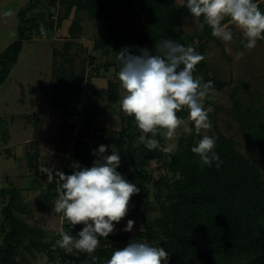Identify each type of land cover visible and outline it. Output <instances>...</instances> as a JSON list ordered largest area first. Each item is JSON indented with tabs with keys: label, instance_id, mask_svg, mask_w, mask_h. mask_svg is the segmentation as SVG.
Instances as JSON below:
<instances>
[{
	"label": "trees",
	"instance_id": "obj_1",
	"mask_svg": "<svg viewBox=\"0 0 264 264\" xmlns=\"http://www.w3.org/2000/svg\"><path fill=\"white\" fill-rule=\"evenodd\" d=\"M43 2L49 8L55 5L56 0ZM133 2L134 0L59 1L64 11L57 18L55 29H60L71 13L74 16L85 13L95 22L93 51L115 47L130 37L138 48H147L149 51L155 50V44L164 39H173L191 47L196 40L199 48L195 50L204 55L206 42L215 40L211 28L204 23L202 17L198 18L202 26L201 32L187 35L181 23L191 15L186 7H177L174 0H140L138 16L134 13ZM184 2L182 0V4ZM39 3L40 0H32L26 8L17 12L16 40L0 54V85L16 64L22 44L36 38L35 36L44 37L40 32L41 24L46 34L53 28L47 22L48 16L38 10ZM258 6L262 11V6ZM80 28L75 20L71 21L67 31L68 42L60 50L64 65L54 76L59 84L50 95L52 110L65 108L70 103L68 98L61 97L60 91L76 95L79 93L73 85L67 86L76 78L70 50ZM52 53L54 60L60 56L59 50L55 49ZM90 60L93 62L94 58L91 57ZM207 73L208 66L202 61L196 66L193 75L205 76ZM207 81L214 83V93L223 88L214 78L203 80ZM93 94L105 97L109 105L115 104L118 98L117 87L110 82L105 90H97ZM72 113L73 111L69 115ZM240 118L245 122L241 125L246 134V157L235 150L231 138L219 134L215 151L223 163L219 168L215 162L211 167L203 164L200 157L191 151L200 140L195 137L191 125L193 132L187 135L185 144L164 163L170 173L179 175L172 181L166 178L154 180L148 175V164L160 161L161 155L158 149L149 150L143 144L134 147V140L138 139L140 132L134 125V118L129 116L125 117V126L117 132L97 131L87 118L85 129L79 134L70 160L72 164L79 162L82 167H91L98 158L93 155V150H98L102 144L106 145L107 155H111L112 150L119 153L121 168H132L127 176L131 183L140 188V192L131 197V208L147 200L149 186L155 190L158 216L152 226L137 234V238L146 239L148 243L157 241L170 254L168 264H264V127H260V122L248 123L242 116ZM63 125L58 127V134ZM0 127H3V137H7L6 126L2 121ZM156 138L160 141L159 135ZM72 164L63 173L72 174ZM28 166H31L30 161ZM53 189L41 195L42 206L46 208L50 201L49 210L53 207L52 201L58 198L55 183ZM0 197L7 198L1 209L0 264H31L29 259L34 260L36 254H44L51 264H91L90 258L84 253L69 254L58 245L54 246V242L60 238L58 234L51 242H46V232L42 228L29 225L20 218L29 208L18 190L1 191ZM62 223L61 227L71 235L83 228V225L72 228L64 219ZM102 242L103 238L101 247L93 254L98 257L96 264H104L114 251L102 247Z\"/></svg>",
	"mask_w": 264,
	"mask_h": 264
},
{
	"label": "rangeland",
	"instance_id": "obj_2",
	"mask_svg": "<svg viewBox=\"0 0 264 264\" xmlns=\"http://www.w3.org/2000/svg\"><path fill=\"white\" fill-rule=\"evenodd\" d=\"M59 1L66 0H56L55 5L48 8L44 5L43 0H40L38 10L48 16L47 22L53 25V28L46 34V37L35 36L36 38L22 44L16 64L5 82L0 85V121L4 123L7 131V137L4 138L3 127H0V192L10 189L19 191L21 198L29 208L24 215H20V218L29 225L42 228L46 232V238H44L46 242L55 239L63 224V217L62 214H57L52 210L56 200H51L53 207L49 210L50 201L47 202L48 206L45 208L41 203V195H45L53 189L54 173L63 172L72 164V161L66 159L65 154L57 147L58 127L65 124L69 114L76 110L75 104L83 95L87 97L81 101L83 112L92 121L97 131L117 132L125 126L126 117L118 102L108 106L105 97H96V100L101 101L96 102L93 99V93L96 90L85 84L87 64L94 66L96 72L101 67V65H96L95 58L91 62V57L85 56L88 42L89 48H92V40L96 35L95 22L91 21L85 13H78L76 16L71 13L68 19V27L74 20L81 27L80 31L75 34V37H78L74 39L73 47L70 50L76 78L72 84L68 83L67 86L73 85L75 89L79 90V93L76 95L60 91L61 97L68 98L70 103L65 108L59 107L56 110L50 108V95L59 84L54 76L64 65L61 49H58L60 56L54 60L52 51L56 47L49 39L51 34L56 31L57 18L63 15L64 8L59 4ZM176 1L181 3V0ZM28 2V0H24L16 3V1L10 0L6 11L11 10L14 13L16 4L22 8ZM255 2L261 5L262 11H264V0H255ZM133 10L137 16L140 14V0H134ZM14 22L13 15L9 16L6 30L9 42L16 40V32L12 30L15 27ZM224 23L229 24L230 30L233 32V41L225 43L217 37L213 41H207L203 56L207 62L208 73L205 76L196 77L202 78V81L205 78H214L223 85V88L216 93H210L204 102L205 108L209 110L212 128L201 130L199 134L194 129V133L197 139H201L204 135L217 138L219 134L231 138L235 150L246 157V134L241 125V123L244 125L245 122H242L240 116L248 123L260 122V127H264V40L258 41L254 49H245L242 33L227 19ZM182 26L185 32L190 35H197L202 29L196 17L185 21ZM2 42H0V47L7 41L3 40ZM125 47L129 48L132 54H137L140 49L130 37H127L119 48H110L108 55L100 59L102 63L107 61L110 64L108 71L103 75L117 87L118 101L123 95V89L117 78L120 63L116 59V53ZM192 47L197 50L199 45L194 44ZM226 48L231 49L230 54L225 51ZM154 51L152 50V52ZM239 53H243V55L237 59ZM178 115L185 120L186 126L193 125L188 120L187 110L180 111ZM187 135L183 131V126L171 139L159 135L160 148L157 149L161 160L148 164L146 169L148 175L154 180L166 178L169 181L179 177L178 174L170 173L164 163L180 146L185 144ZM133 145L134 147L140 145L138 139L134 140ZM164 148L168 150L163 151ZM29 161L31 166H28ZM117 171L130 182L127 173H130L132 168L125 170L120 165ZM49 174L52 175L51 182H49ZM155 194V190L149 186L147 200L135 208H131L129 204L127 216L119 224H116L113 234H110L107 239L103 238L102 247L120 249L134 239L148 243L146 239L138 240L137 234L152 226L154 219L158 216ZM6 201L7 198L0 197V222L1 209ZM129 219L135 221L133 230L131 232L123 231ZM1 242L2 237L0 236V245ZM149 244L160 246L154 240ZM55 245L57 246L56 242H54ZM29 261L31 264H51L44 254H36L35 259H29Z\"/></svg>",
	"mask_w": 264,
	"mask_h": 264
},
{
	"label": "clouds",
	"instance_id": "obj_3",
	"mask_svg": "<svg viewBox=\"0 0 264 264\" xmlns=\"http://www.w3.org/2000/svg\"><path fill=\"white\" fill-rule=\"evenodd\" d=\"M182 6L191 16L202 17L211 28V34L225 43L234 38L229 24L224 23L226 19L242 33L245 49H254L258 41L264 40V11L255 0H185ZM4 15L14 13L8 10ZM40 32L46 37L43 24ZM154 47V52L141 48L137 54H132L125 47L116 53L120 63L117 78L123 89L118 101L120 109L134 118V125L140 132L138 142L149 150L160 147L158 135L171 139L182 126L185 133L192 134L193 128L186 126L185 120L178 115L180 111L187 110L188 120L197 134L211 129L209 110L204 102L215 92L212 81L203 82L193 75L196 66L205 59L193 47L173 39L161 40ZM225 51L231 53L230 48ZM242 55L239 53L236 58ZM215 148L216 138L204 135L191 151L203 164L211 167L215 162L219 168L223 161ZM107 151L108 146L102 144L98 150H93L98 158L91 167L74 162L72 174L56 173L58 198L52 210L62 214L72 228L83 225L75 235L61 227L56 244L69 254H86L91 264L98 260L93 254L101 247V238L107 239L115 232L116 224L127 216L131 197L140 192L135 183L117 171L121 163L119 153L112 150V154L107 155ZM134 224V220H127L123 231L131 232ZM169 258V252L163 247L134 239L125 247L115 249L104 264H168Z\"/></svg>",
	"mask_w": 264,
	"mask_h": 264
},
{
	"label": "crops",
	"instance_id": "obj_4",
	"mask_svg": "<svg viewBox=\"0 0 264 264\" xmlns=\"http://www.w3.org/2000/svg\"><path fill=\"white\" fill-rule=\"evenodd\" d=\"M13 1H16V3H17L18 1H24V0H13ZM28 1H29L28 4L26 6H24V7H22V8H21V6H18V4H16V6H15L16 7V10L14 11V15H13V18L15 20V22H14L15 23V27L12 29V30H14V32H16V27H17V22H16L17 12L20 9L26 8L31 3L32 0H28ZM9 2H10V0H0V42L3 43L2 42L3 40H6L7 41L6 44H3L0 47V54L10 44H12L14 42V41L13 42H9L8 35L6 33V32H8L6 30H7L9 16H5L4 13L6 12L7 5H8ZM174 2H175V4H176L177 7H180L182 5V0H181V3L177 2L176 0H174ZM192 17L193 16H190L188 19L184 20L181 24L183 25V23L185 21H188ZM68 24H69V20L64 21L63 24H62V26H61V28L58 29V30H56V31H54L51 34V37L49 39L53 42L54 46L56 47L53 50H55V49L56 50L61 49L63 47V45L66 42H68V37H67ZM182 29H183V26H182ZM183 31L185 32L184 29H183ZM187 35H190V34H187ZM214 38H216V37H214ZM76 44H78V43H76ZM194 44L197 45V41L196 40L194 41ZM90 46H91V43H90ZM120 46H121V43L117 44L115 47H110V48H115L116 49V48H119ZM86 47H87V50L85 51V56L86 57H93V58H95L96 59V65H101V67H99V69H98V72L95 71V67L93 66L94 67V72L96 73V76H95V78H92L90 81H88L86 85H90V88H94L96 91L97 90H105L106 87H107V84L110 82V80H108L107 78H105L103 74L108 71V69H109L108 67L110 66V64L107 61H105L104 63H102L100 61V59L108 55V52H109L108 50L110 48L105 49L104 51H93L91 47L89 48V42H88V45ZM52 56H53V53H52ZM203 61L207 65V62L205 61V59ZM88 66H89V64H87V67ZM96 97H98V96H94L93 99L96 102H101L99 100H96ZM85 98H87L86 95H83L82 98L75 104L76 110H80V109L84 110L82 108L81 101H83ZM117 102H118V98H117ZM106 105L110 106L109 104H107V102H106ZM111 105H113V104H111Z\"/></svg>",
	"mask_w": 264,
	"mask_h": 264
},
{
	"label": "built area",
	"instance_id": "obj_5",
	"mask_svg": "<svg viewBox=\"0 0 264 264\" xmlns=\"http://www.w3.org/2000/svg\"><path fill=\"white\" fill-rule=\"evenodd\" d=\"M95 76L96 73L94 72V67L88 66L85 72V84H87V82L92 78H95ZM86 119L87 117L85 116V113L82 109L73 111V113L68 116L61 132L57 135V147L65 154V158L68 160L73 153V148L76 144L79 134L82 133L85 129ZM54 174V183L56 187H58L56 184L58 176L56 175V173Z\"/></svg>",
	"mask_w": 264,
	"mask_h": 264
}]
</instances>
